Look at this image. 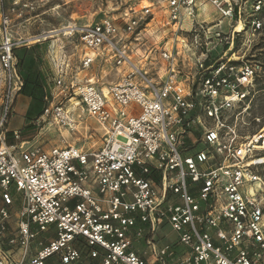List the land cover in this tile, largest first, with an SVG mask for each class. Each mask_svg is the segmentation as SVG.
<instances>
[{"label":"built area","instance_id":"1","mask_svg":"<svg viewBox=\"0 0 264 264\" xmlns=\"http://www.w3.org/2000/svg\"><path fill=\"white\" fill-rule=\"evenodd\" d=\"M4 3L0 264H264V127L243 135L227 121L257 92L262 66L228 54L238 36L264 31V0H159L126 12L123 25L105 17L77 28L79 63L51 49L50 96L35 124L73 132L86 113L103 140L49 149L9 129L24 79ZM208 5L214 27L227 22L229 32L198 19ZM154 21L172 37L141 47ZM227 33L222 55L197 56L201 34ZM108 64L118 79L101 87L93 70ZM167 224L177 238L161 243Z\"/></svg>","mask_w":264,"mask_h":264},{"label":"rangeland","instance_id":"2","mask_svg":"<svg viewBox=\"0 0 264 264\" xmlns=\"http://www.w3.org/2000/svg\"><path fill=\"white\" fill-rule=\"evenodd\" d=\"M159 0H5V8L11 17V31L14 39L19 41V48L30 47L35 44H39L42 52L41 63H38L42 69L47 80L53 77V67L50 63H53L52 57L49 58L48 52L52 51L67 55V59L71 63H79V57L81 54L78 44V33L76 29L88 24H92L100 21L105 17H111L116 20L117 23L123 25V16L126 12L129 15L141 14L142 8L154 2L158 5ZM211 6V7H210ZM210 11H202L199 16V20H207L210 27H213L211 31H225L229 32V25L224 22L220 27H214V23L217 22L219 15L216 9L212 5H208ZM159 8L155 11L158 12ZM134 11H137L134 13ZM163 23H157L156 21L151 23L148 31L150 34L146 36L143 44L151 45L154 42H160V44L166 43L171 37V27L163 26ZM242 26L238 28L241 30ZM213 33V32H212ZM203 47L200 51H197V56H201L202 53L208 55V59L218 58L222 55L226 49V45L229 46L231 42V36L229 33L222 34L220 38L213 36L211 39H205V36L201 34ZM0 33V42H1ZM264 31L257 34L254 37L240 35L237 37L234 43V49L229 52L228 56L235 54V57L244 58L245 61L250 63H258L262 66L261 77L258 80L257 92L254 100L250 105L247 112L238 116L236 111H232L227 121L228 123L237 122L242 126L241 134L249 135L258 131L264 127ZM208 43V46L205 45ZM209 51H206V49ZM63 51V52H62ZM151 66L157 67L158 63ZM148 67V66H147ZM150 68V65H149ZM186 73L195 75L197 72L196 67L192 63L191 67L185 69ZM93 74L101 72L100 68L93 70ZM89 76L91 71L88 72ZM87 72H83L81 75H85ZM95 74V75H96ZM110 80L116 81L118 77L112 74L109 77ZM99 86L105 87L108 83L100 82ZM43 110L41 102H37L30 98L21 95L15 104V113L9 123V129L14 131L15 129L22 130L23 138L33 140L36 139L45 148L49 149L55 145H63L65 142L82 146L85 148H98L102 144L103 132L100 129L98 123L89 118L86 113H82L78 130L70 131L68 129L60 128L50 122H41L39 125L33 124L35 121H31L35 116ZM78 112H81L79 109ZM25 123H28L25 127ZM31 132L30 134H28ZM16 142L13 134H9L8 143L12 144ZM264 155V152H262ZM261 172L264 175V166L261 168ZM17 198L16 207L21 204L19 195L14 193ZM161 235H165L161 243L174 242L177 238L176 232L172 230L171 225L164 226Z\"/></svg>","mask_w":264,"mask_h":264},{"label":"trees","instance_id":"3","mask_svg":"<svg viewBox=\"0 0 264 264\" xmlns=\"http://www.w3.org/2000/svg\"><path fill=\"white\" fill-rule=\"evenodd\" d=\"M264 39V38H263ZM228 46H226L227 48ZM15 55L18 58L19 71L24 79V86L20 95L26 96L37 102H41L43 110L31 121H36L44 112L47 105V97L50 96L49 81L44 75L38 63H41L42 52L39 44L30 47H16ZM264 89V88H262ZM13 144V143H12Z\"/></svg>","mask_w":264,"mask_h":264},{"label":"crops","instance_id":"4","mask_svg":"<svg viewBox=\"0 0 264 264\" xmlns=\"http://www.w3.org/2000/svg\"><path fill=\"white\" fill-rule=\"evenodd\" d=\"M211 7V6H210ZM210 7H205V8H203V9H201V12L203 11H210ZM202 14V13H201ZM58 54H60L59 52H57ZM48 56H49V58L50 57H52V53H49L48 52ZM51 65H52V63H50ZM52 67H53V65H52ZM94 69H96V66L94 67ZM96 74V73H95ZM112 74H114V75H116L117 77H118V75H117V73L115 72V70L113 69V67L111 66V65H105V67H104V69L102 70V72H100V73H98L97 74V76H99L101 79H102V81H103V83H109V82H111V81H114V80H110L109 79V77L112 75ZM21 95H19L18 97H17V100H18V98L20 97ZM26 97V96H25ZM28 98V97H27ZM17 100H16V102H17ZM27 124L28 123H25V127L27 126ZM33 124H35V123H33ZM15 130H19L20 132H21V136H22V130L21 129H15ZM12 131V130H11ZM31 132H29L28 134H30ZM22 138H23V136H22ZM24 140H29V139H26V137L25 138H23ZM16 224V221H15V219H13V223H12V225H15Z\"/></svg>","mask_w":264,"mask_h":264},{"label":"bare ground","instance_id":"5","mask_svg":"<svg viewBox=\"0 0 264 264\" xmlns=\"http://www.w3.org/2000/svg\"><path fill=\"white\" fill-rule=\"evenodd\" d=\"M263 150H264V148H263Z\"/></svg>","mask_w":264,"mask_h":264}]
</instances>
